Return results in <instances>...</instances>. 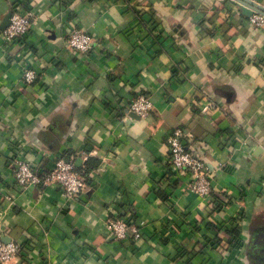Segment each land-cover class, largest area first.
Here are the masks:
<instances>
[{"label": "crops", "instance_id": "crops-1", "mask_svg": "<svg viewBox=\"0 0 264 264\" xmlns=\"http://www.w3.org/2000/svg\"><path fill=\"white\" fill-rule=\"evenodd\" d=\"M12 10L35 21L0 36V231L21 244L7 264H264V27L232 0H0V24ZM72 28L90 51L67 46ZM137 95L145 118L127 109ZM175 128L208 167L207 198L168 162ZM17 157L40 173L90 159L86 189L67 204L53 187L17 191ZM113 215L141 238L112 240Z\"/></svg>", "mask_w": 264, "mask_h": 264}, {"label": "built area", "instance_id": "built-area-1", "mask_svg": "<svg viewBox=\"0 0 264 264\" xmlns=\"http://www.w3.org/2000/svg\"><path fill=\"white\" fill-rule=\"evenodd\" d=\"M34 21L35 15L32 11L12 10L8 26L0 32L2 41L12 43L22 39L30 32ZM249 21L255 29L264 27V17L260 14L253 13ZM67 46L78 53H87L93 47V39L84 30L72 28L67 35ZM22 78L26 84L33 83L35 71L24 69ZM152 108L149 97L144 95L130 99L127 107L128 111L141 118L147 117ZM211 108V105H205L200 112L206 114ZM189 137L190 134L182 128H175L166 136L168 162L176 173L183 175L187 190L201 198H207L213 192L211 176L205 162L186 146ZM76 168L73 159L59 157L52 169L47 173H40L26 159L17 157L13 171L15 187L17 191H24L34 186L53 187L60 191L67 204L77 199L86 189L87 181L82 171ZM142 228L143 223L128 221L116 215L106 220V229L114 241H137L141 238ZM20 250V243L3 241L0 231V264H7L13 260Z\"/></svg>", "mask_w": 264, "mask_h": 264}, {"label": "water", "instance_id": "water-1", "mask_svg": "<svg viewBox=\"0 0 264 264\" xmlns=\"http://www.w3.org/2000/svg\"><path fill=\"white\" fill-rule=\"evenodd\" d=\"M237 7L239 8L240 12L245 16H251L253 13L260 14L264 17V7L252 0H232ZM11 12L7 13L5 18L0 24V31L5 29L9 24ZM81 159H78L77 164L75 166L78 167ZM7 242V241H6Z\"/></svg>", "mask_w": 264, "mask_h": 264}, {"label": "trees", "instance_id": "trees-1", "mask_svg": "<svg viewBox=\"0 0 264 264\" xmlns=\"http://www.w3.org/2000/svg\"><path fill=\"white\" fill-rule=\"evenodd\" d=\"M68 158H70V157H68ZM90 161H92V160L88 159L87 162L85 163V165L83 167H80V168L77 167L76 168L78 171H82V175L85 177L86 181H87V175H88V173L90 172V169H91ZM95 165H98V163L96 162ZM232 234H234V235H238L239 234V231H238V228L237 227H235L233 229Z\"/></svg>", "mask_w": 264, "mask_h": 264}]
</instances>
